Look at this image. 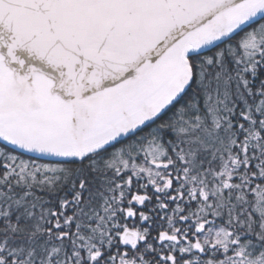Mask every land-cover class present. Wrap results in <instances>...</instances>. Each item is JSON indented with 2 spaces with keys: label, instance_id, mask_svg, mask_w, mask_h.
<instances>
[{
  "label": "snow or ice",
  "instance_id": "obj_1",
  "mask_svg": "<svg viewBox=\"0 0 264 264\" xmlns=\"http://www.w3.org/2000/svg\"><path fill=\"white\" fill-rule=\"evenodd\" d=\"M0 264H264V0H0Z\"/></svg>",
  "mask_w": 264,
  "mask_h": 264
}]
</instances>
